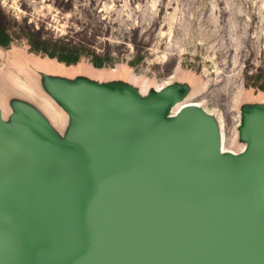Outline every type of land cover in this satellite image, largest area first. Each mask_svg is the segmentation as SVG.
<instances>
[{
	"label": "water",
	"instance_id": "water-1",
	"mask_svg": "<svg viewBox=\"0 0 264 264\" xmlns=\"http://www.w3.org/2000/svg\"><path fill=\"white\" fill-rule=\"evenodd\" d=\"M69 98L60 101L80 123L57 161L32 121L0 126V193L12 196L40 246V254L24 248L17 264H264L253 184L264 151L252 137L245 159L217 172L188 121H160L167 104L136 109L140 123L120 130L134 131L130 139L101 140L95 132L107 128L88 118V99Z\"/></svg>",
	"mask_w": 264,
	"mask_h": 264
},
{
	"label": "rangeland",
	"instance_id": "rangeland-1",
	"mask_svg": "<svg viewBox=\"0 0 264 264\" xmlns=\"http://www.w3.org/2000/svg\"><path fill=\"white\" fill-rule=\"evenodd\" d=\"M0 26L11 40L8 47L0 46V67L23 62L30 72L15 75L14 83L59 135L65 122L38 98L45 88L30 74L38 78L33 63L52 69L57 65L31 58L47 56L32 51L31 43L49 50L57 44L80 53L77 70L48 74L55 82L84 79L67 96L75 102L83 95L88 99V118L107 128L95 132L101 140L130 139L134 131L120 130L140 123L144 114L136 109L166 105L181 92V106L196 102L212 110L224 132L225 148L240 150L242 113V129L257 150L264 151V0H0ZM93 60L104 65L93 67ZM167 82L177 90L156 94ZM7 91L0 82V98L8 111L12 93ZM187 124L199 143L210 137L200 116ZM254 160L251 155L247 161ZM257 162L263 167L261 179L253 181L259 199L264 152ZM16 233L28 234L30 242L16 241ZM38 246L33 226L12 196L2 191L0 264H17L24 248L40 254Z\"/></svg>",
	"mask_w": 264,
	"mask_h": 264
},
{
	"label": "bare ground",
	"instance_id": "bare-ground-1",
	"mask_svg": "<svg viewBox=\"0 0 264 264\" xmlns=\"http://www.w3.org/2000/svg\"><path fill=\"white\" fill-rule=\"evenodd\" d=\"M27 77L29 78V76ZM176 90L177 88L171 85L170 82H167L164 88L160 90H155V93L162 94L166 91L173 92ZM178 90L181 91V89ZM43 91L45 93L39 92L40 96H38V98L44 103L46 108L52 110L56 116L57 115L59 116L58 118L62 122H65L66 129L63 135H59L52 128V126L45 120L42 113L36 107H34V109H37L39 115L36 114L37 117L36 116L32 117L31 121L33 124L36 125V127L40 131L43 132L44 136H47V141L49 145L48 154L50 153L49 156L53 160L57 161L70 148L71 145L70 141L72 140L74 129L76 127L75 122L78 121L77 122L78 124L80 123V120L50 90L45 88V90L43 89ZM182 96L183 95L180 92L179 95L171 98L170 102L166 105V107L160 114V121L165 124L176 125L182 122L189 121L191 118H193V116H197V117L200 116L210 128V134H209L210 137H208V140L204 144L200 145L201 148L199 147V149H202L204 156L207 157V159L212 162L213 171L220 172V171H224L225 169L230 170L232 168L237 167L239 163H241V161H243L246 155L248 154L250 150V142H251V138H250L251 136L249 135V133H247L242 129V126L245 127L246 125V120L244 119L242 113L240 114V118H239V127H240L239 131H240V139L242 142L240 144V150L236 152L232 149L225 148L224 132L221 126L215 121L212 110L208 109V107L205 106L201 107L196 102L184 104L183 106H181L182 102H180V100L182 99ZM143 100L144 97L140 98V102H142ZM202 178L204 181H207L210 178V176L208 174H203ZM260 191H261L260 192L261 197L259 203L260 205L261 204L264 205V184L262 185ZM260 216L264 224V209L260 212ZM9 231L10 233L13 232L11 229ZM14 236H15V240L19 241L20 243L24 242L25 244H27L30 242V237L28 234L16 233ZM261 255L264 256V248L261 251ZM43 263L44 264H80L79 262H76L74 260H67L62 263H53L49 261H44Z\"/></svg>",
	"mask_w": 264,
	"mask_h": 264
},
{
	"label": "crops",
	"instance_id": "crops-1",
	"mask_svg": "<svg viewBox=\"0 0 264 264\" xmlns=\"http://www.w3.org/2000/svg\"><path fill=\"white\" fill-rule=\"evenodd\" d=\"M4 48V47H3ZM38 58L40 62H43L42 60H48L49 62H54L57 65V68H47L42 64H34L33 67L34 71L38 75L36 78L32 73L33 78H35L40 84H42L45 88L50 90L55 96H57L60 100L61 98H64L65 94H71L74 87L76 85L81 84L84 79H81L80 81L74 80L73 78L68 79L66 82H55V80L50 78V75L48 74V71L50 72H60L65 71L71 72L75 69L74 64L71 65H65L62 62H58L55 58H49L48 56H37V55H31V58ZM10 70H13L11 72ZM91 70H94L91 67ZM23 71H29L26 66H24L23 62L20 60V62H5L0 67V82H3V85L7 86V92L6 95L12 96L7 101V107L8 111L5 110V107L2 104V100L0 98V126L6 125L12 130H15L17 127H22L24 123L30 122L32 117H35L36 114H38L37 109H34V105H32L24 95H22V91L20 87L14 83L15 75H21ZM96 71V70H94ZM30 72V71H29ZM82 72V71H81ZM12 73V74H11ZM85 74V72H83ZM13 75V76H12ZM83 83V82H82ZM10 90V91H9ZM10 92V93H9ZM64 92V94H63ZM32 114H31V113ZM37 117V116H36ZM35 125V124H34ZM5 133L4 130H2V127H0V153L3 151V143H2V136ZM41 135L47 139V136H44L43 132L41 131Z\"/></svg>",
	"mask_w": 264,
	"mask_h": 264
},
{
	"label": "trees",
	"instance_id": "trees-1",
	"mask_svg": "<svg viewBox=\"0 0 264 264\" xmlns=\"http://www.w3.org/2000/svg\"><path fill=\"white\" fill-rule=\"evenodd\" d=\"M11 40L8 37V35L5 32V29H3L2 26H0V46L1 47H8ZM31 47L34 49H31L35 52H42L43 54L47 55L49 58H55L58 62H62L65 65H71V64H77L80 61V53L76 49L66 48L65 46H57V44H53V49L49 50L45 47H38L35 46L34 43H31ZM93 67H102L104 64L101 60L98 61H92L91 62Z\"/></svg>",
	"mask_w": 264,
	"mask_h": 264
}]
</instances>
